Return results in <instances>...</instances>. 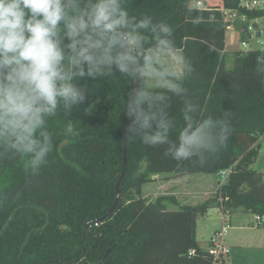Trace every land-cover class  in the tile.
<instances>
[{
    "label": "trees",
    "instance_id": "trees-1",
    "mask_svg": "<svg viewBox=\"0 0 264 264\" xmlns=\"http://www.w3.org/2000/svg\"><path fill=\"white\" fill-rule=\"evenodd\" d=\"M194 1L131 0L129 7L173 25L178 46L196 69L188 87L207 114H229L233 131L227 145L204 162H177L164 154V146L127 140L121 200L97 222L113 205L122 172L126 121L120 101L128 83L119 78L89 82L96 104L92 113L74 108L50 121L57 143L66 121L79 130L63 155L54 151L36 175L26 169L27 157H0V264H214L197 240L198 219L211 205L264 218V173L253 168L264 136V51L261 46L236 51L230 68L225 51L226 12L257 19L264 8H242L243 0H201L206 7L198 8ZM145 155L148 168L133 175ZM229 168L227 182L219 181L213 197L197 205L180 204L175 196L149 200L144 195V184L158 173L219 175ZM165 200L178 207L168 208ZM86 222L92 223L87 229Z\"/></svg>",
    "mask_w": 264,
    "mask_h": 264
},
{
    "label": "clouds",
    "instance_id": "clouds-1",
    "mask_svg": "<svg viewBox=\"0 0 264 264\" xmlns=\"http://www.w3.org/2000/svg\"><path fill=\"white\" fill-rule=\"evenodd\" d=\"M130 2L0 0V157H27L36 175L54 151L63 155L79 130L66 121L57 143L50 121L74 108L90 115L89 82L101 78L128 83L120 101L126 140L164 146L177 162H204L227 145L229 114H207L188 87L196 69L173 25ZM149 164L145 155L133 175Z\"/></svg>",
    "mask_w": 264,
    "mask_h": 264
},
{
    "label": "rangeland",
    "instance_id": "rangeland-1",
    "mask_svg": "<svg viewBox=\"0 0 264 264\" xmlns=\"http://www.w3.org/2000/svg\"><path fill=\"white\" fill-rule=\"evenodd\" d=\"M252 1L243 0L241 7L248 6L247 8H249V6H252ZM202 2L205 3L204 1ZM192 4L195 5V1ZM227 12L226 20L229 22V27L226 34L228 51L226 54V62L230 68L233 65V57L236 51L241 50L242 52H247L249 49L260 47L258 39H264V16L262 18L250 19L237 11L229 10ZM250 26L256 30H251L247 39L246 31ZM257 31H261L262 35L257 37ZM244 40L247 41L246 46L242 44ZM260 142L258 157L253 168L264 173V136L261 137ZM211 176L213 177L214 175ZM165 180V177H162V180L153 179L146 183L144 195L149 200H154L155 197L158 198L163 195L176 197L174 193L168 192L169 189L165 185ZM219 181L217 180V182ZM206 185L208 184L201 181L199 187L202 186V189H206ZM157 186H161V189H157ZM204 194L207 195L208 192L203 190L200 195L201 198ZM166 201L168 205L173 204L170 200ZM255 216V213L247 212L243 209H237L229 215L228 222L230 227L225 236V243L231 249V253L225 258V264H264V218L259 223L255 220ZM222 217L223 213L221 208L217 204H213L208 213L198 219L197 240L202 245L208 247L212 232L216 229L221 230L223 226Z\"/></svg>",
    "mask_w": 264,
    "mask_h": 264
},
{
    "label": "crops",
    "instance_id": "crops-1",
    "mask_svg": "<svg viewBox=\"0 0 264 264\" xmlns=\"http://www.w3.org/2000/svg\"><path fill=\"white\" fill-rule=\"evenodd\" d=\"M227 38V35H226ZM225 51H227V42L225 45ZM211 175H214L213 177ZM162 177H165L166 181V187L169 189V193H174L176 195L177 200L180 204L183 205H197L202 202H205L208 199H211L216 187H217V180H219V175L217 174H207V173H158L154 176V180H162ZM203 181V183L208 184L206 185V189H202V186L199 187L200 182ZM210 181V182H209ZM209 182V183H208ZM145 185L143 186V191L145 188ZM161 186H157V189H161ZM206 190L208 194H204V196L201 198L202 191ZM156 197L154 198V200ZM165 200L164 203L168 208H177L178 205L173 203L171 205H168ZM199 245L207 249L208 247L202 245L198 241ZM204 246V247H203ZM229 256V255H228ZM227 256V257H228Z\"/></svg>",
    "mask_w": 264,
    "mask_h": 264
},
{
    "label": "built area",
    "instance_id": "built-area-1",
    "mask_svg": "<svg viewBox=\"0 0 264 264\" xmlns=\"http://www.w3.org/2000/svg\"><path fill=\"white\" fill-rule=\"evenodd\" d=\"M195 5L198 8L206 7L201 0L195 1ZM252 5L264 8V0H253ZM253 29L256 30L255 28L250 26L246 32L249 34V32ZM257 32H256V34H257ZM258 42L260 43V46H261L262 50L264 51V39L259 40ZM242 44H243V46H246L247 41H243ZM231 169L232 168L222 170L219 173V176H220V183L219 184L220 185H223L227 182V178L231 172ZM222 213H223V217H222L223 226H222L221 230L216 229L212 232L211 237H210V242H209V245L207 248L209 254L213 257L214 264L220 263V261L222 259H225L231 253V249L225 243V236H226V233L230 227L228 220H229V215L232 212L230 210H223L222 209ZM255 220L260 223L263 221V217H261L260 215H256Z\"/></svg>",
    "mask_w": 264,
    "mask_h": 264
},
{
    "label": "water",
    "instance_id": "water-1",
    "mask_svg": "<svg viewBox=\"0 0 264 264\" xmlns=\"http://www.w3.org/2000/svg\"><path fill=\"white\" fill-rule=\"evenodd\" d=\"M257 36H261V32H258ZM123 153H124V156H123L122 172H121L120 178L117 180L116 185H115V188H116L115 201H114L113 205L110 207V209L108 210V212L97 222L103 221L106 218H108L110 216V214L115 210V208L117 207V205L119 204V202L121 200V193H122L121 182H122V179L126 173L127 164H128V149H127V140L125 139V137H124V143H123ZM91 224H92L91 222H86L85 223V229H87V227Z\"/></svg>",
    "mask_w": 264,
    "mask_h": 264
}]
</instances>
